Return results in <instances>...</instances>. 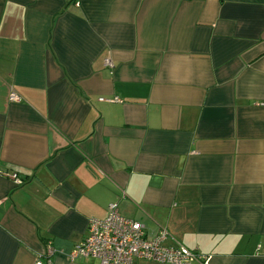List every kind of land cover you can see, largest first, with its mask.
<instances>
[{
	"label": "crops",
	"instance_id": "obj_1",
	"mask_svg": "<svg viewBox=\"0 0 264 264\" xmlns=\"http://www.w3.org/2000/svg\"><path fill=\"white\" fill-rule=\"evenodd\" d=\"M111 202L264 264V0H0V264H100L68 253Z\"/></svg>",
	"mask_w": 264,
	"mask_h": 264
},
{
	"label": "built area",
	"instance_id": "obj_2",
	"mask_svg": "<svg viewBox=\"0 0 264 264\" xmlns=\"http://www.w3.org/2000/svg\"><path fill=\"white\" fill-rule=\"evenodd\" d=\"M106 64L111 66L109 60ZM10 101H19L20 96L13 90ZM102 99V98H101ZM117 100V99H116ZM21 179L14 178L15 183ZM168 237L166 229L161 228L155 235L150 236L142 223L123 217L116 202L107 205L106 216L102 219L91 218L87 223V235L68 253L70 260L83 257H95L100 264H131L133 259H149L165 264H190L201 259V256L180 244L165 245ZM53 249L46 244L40 258L34 264H50Z\"/></svg>",
	"mask_w": 264,
	"mask_h": 264
}]
</instances>
